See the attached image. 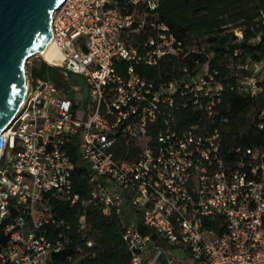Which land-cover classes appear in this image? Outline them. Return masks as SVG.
<instances>
[{
  "label": "built area",
  "instance_id": "2783aa9c",
  "mask_svg": "<svg viewBox=\"0 0 264 264\" xmlns=\"http://www.w3.org/2000/svg\"><path fill=\"white\" fill-rule=\"evenodd\" d=\"M157 5L61 0L52 12L51 38L61 60L41 58L59 68L67 95L25 65L22 104L0 133V225L13 230L0 264H49L50 253L65 245L61 236L46 240L41 229L55 222L50 197L70 205L79 200L68 154L74 141L88 172L84 203L114 208L126 221L128 264H264V147H224L210 120L223 87L206 69L159 83L133 69L180 50L156 23ZM142 30L149 35L138 50L128 34ZM254 69L239 79L249 98L261 92ZM188 104L194 120L181 124L177 112ZM150 126L157 130L153 139ZM138 223L164 246L140 234Z\"/></svg>",
  "mask_w": 264,
  "mask_h": 264
},
{
  "label": "trees",
  "instance_id": "16d2710c",
  "mask_svg": "<svg viewBox=\"0 0 264 264\" xmlns=\"http://www.w3.org/2000/svg\"><path fill=\"white\" fill-rule=\"evenodd\" d=\"M154 13L156 23L169 29L180 43V50L162 56L155 65L134 64V71L148 81L159 83L206 69L223 87L210 120L211 126L222 133L224 147L236 142L244 147H264V118H258L264 112V0H158ZM148 35V30L136 32L134 41L129 42L140 50ZM254 65L259 68L261 92L249 98L241 92L239 79L252 75ZM125 66L123 62L118 63V71L123 72ZM32 73L67 95L59 69L42 63L34 66ZM193 114L188 104L177 112L176 119L181 124L191 123ZM259 122H263L262 128L257 127ZM156 134L155 127L150 126L147 138L153 139ZM68 154L73 164V191L79 200L70 205L58 198H49L55 222L44 224L41 232L50 242L59 236L66 241L60 251L50 253L49 264H128L133 252L123 239L126 221L120 219L114 208L104 212L84 203L90 192L86 181L88 172L79 159L76 141L69 143ZM81 216L84 220L80 228ZM5 224L4 221L0 225V249L13 231L5 228Z\"/></svg>",
  "mask_w": 264,
  "mask_h": 264
},
{
  "label": "water",
  "instance_id": "95a60500",
  "mask_svg": "<svg viewBox=\"0 0 264 264\" xmlns=\"http://www.w3.org/2000/svg\"><path fill=\"white\" fill-rule=\"evenodd\" d=\"M60 3L0 0V133L23 99L26 62L51 39V14Z\"/></svg>",
  "mask_w": 264,
  "mask_h": 264
},
{
  "label": "bare ground",
  "instance_id": "6f19581e",
  "mask_svg": "<svg viewBox=\"0 0 264 264\" xmlns=\"http://www.w3.org/2000/svg\"><path fill=\"white\" fill-rule=\"evenodd\" d=\"M39 56H41L46 62L50 64L57 63L61 60V55L58 49L56 48L55 43L53 42L52 38L48 41V43L45 45L43 50L39 53ZM21 104H22V101L20 102V105ZM20 105H18V107L16 108L17 109L16 111H18ZM16 111L14 112V114L16 113Z\"/></svg>",
  "mask_w": 264,
  "mask_h": 264
},
{
  "label": "rangeland",
  "instance_id": "374dc122",
  "mask_svg": "<svg viewBox=\"0 0 264 264\" xmlns=\"http://www.w3.org/2000/svg\"><path fill=\"white\" fill-rule=\"evenodd\" d=\"M134 35H135V33L134 34H129V37H128V40L132 43L133 41H134ZM29 62L27 63V64H25L26 65V70L27 71H31V69L34 67V66H38V65H40V64H42V63H45L44 61H43V59L41 58V56H39V54L38 55H35V56H33V57H31L29 60H28ZM46 64V63H45ZM47 65V64H46ZM49 66V65H48ZM49 67H51V66H49ZM51 69H59V68H57V67H51ZM79 82H81L80 81V79L77 77L76 78ZM85 100H86V94L84 95V97H83V102H85Z\"/></svg>",
  "mask_w": 264,
  "mask_h": 264
},
{
  "label": "crops",
  "instance_id": "0c3cea01",
  "mask_svg": "<svg viewBox=\"0 0 264 264\" xmlns=\"http://www.w3.org/2000/svg\"><path fill=\"white\" fill-rule=\"evenodd\" d=\"M123 209L125 210V209H127V207L126 206H123ZM136 229L138 230V232L140 234H142V235H148L152 239V241L155 242L157 245L164 246V243L154 234V232L151 229H149L147 227H144L140 223H138L136 225Z\"/></svg>",
  "mask_w": 264,
  "mask_h": 264
}]
</instances>
